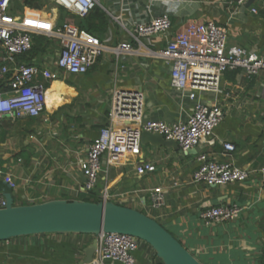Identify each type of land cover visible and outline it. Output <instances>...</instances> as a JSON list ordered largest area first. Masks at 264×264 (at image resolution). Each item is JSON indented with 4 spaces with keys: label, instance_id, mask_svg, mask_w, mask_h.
I'll return each instance as SVG.
<instances>
[{
    "label": "crops",
    "instance_id": "1",
    "mask_svg": "<svg viewBox=\"0 0 264 264\" xmlns=\"http://www.w3.org/2000/svg\"><path fill=\"white\" fill-rule=\"evenodd\" d=\"M96 2L107 25L95 36L112 47L130 43L137 52L119 58L104 53L84 75L59 73L57 80L46 84L47 107L40 117L2 122L0 158L5 163L0 182L10 177L17 185L12 190L15 205L74 201L92 193H83L84 178L77 164L107 124L114 88L144 93V121L172 124L187 120L192 102L181 99L171 87L169 66L148 54L163 48L168 35L181 31L187 22L222 26L227 30L228 47H239L264 59V0H252L241 7L230 6L227 0ZM15 3L19 4L13 0L12 8ZM35 7L24 4L17 15L30 14ZM51 11L59 24V8L44 13ZM163 14L170 18V34L143 38L141 45L134 42L131 32L137 24ZM70 16L69 23L78 26L81 19ZM52 54L36 57L32 64H42ZM201 101L217 103L224 113L212 145L202 141L184 153L178 146L153 147L144 141L139 157L112 159L108 165L104 161L93 192L101 202L106 188L107 201L154 219L202 264H264V72L248 77L239 70L227 71L217 92L202 95ZM225 142L234 145L233 153L224 152ZM19 154L24 157L17 158ZM200 154L248 170L249 176L225 187L193 184ZM142 163L154 165L155 171L138 175L136 167ZM156 188L161 193L154 204ZM223 205L242 208L240 217L205 226L201 214ZM91 237L41 235L0 242V264H78ZM135 258L137 264H161L149 248L137 252Z\"/></svg>",
    "mask_w": 264,
    "mask_h": 264
},
{
    "label": "built area",
    "instance_id": "2",
    "mask_svg": "<svg viewBox=\"0 0 264 264\" xmlns=\"http://www.w3.org/2000/svg\"><path fill=\"white\" fill-rule=\"evenodd\" d=\"M29 0H17L20 5ZM78 19H85L98 6L96 0H47ZM230 6L241 7L250 0H227ZM13 0H0V129L4 120L18 121L38 118L46 110L47 83L58 79L59 73L84 75L104 53L115 58L137 51L130 43L115 47L105 45L100 39L80 27L64 22L57 24L52 17L41 19L30 14H12ZM36 10V8H35ZM42 10V9H40ZM256 13L255 9H252ZM41 13V11H40ZM46 13V12H45ZM31 17V20H27ZM38 24L39 26H34ZM33 25V26H32ZM46 27V28H40ZM171 21L168 15L153 17L137 24L131 36L138 45L143 38L168 35ZM42 35L54 40L58 48L42 64H26L17 57L32 48V36ZM154 58L163 60L170 68V84L181 99L193 106L186 121L167 124L162 121H144L145 95L138 89L114 88L111 96L107 124L89 145L78 161V169L84 178L83 193L96 189L103 162L121 158H137L141 154L142 133L160 135L165 141H173L181 152L187 153L204 141L213 144L215 128L223 121L222 108L215 102H203L201 96L216 93L222 75L239 70L248 77L264 72V59L239 47H228L227 30L214 23L189 21L174 35H168L165 46L157 51H148ZM225 153H233L235 147L223 143ZM155 171L149 163L138 164L136 172L143 176ZM248 170L230 162L218 161L208 154L197 157V169L192 174L193 184L210 187H225L247 180ZM4 181L12 190L17 185L10 177ZM103 201H107V189L102 190ZM160 188L153 190L152 200L157 202ZM5 202L0 198V208ZM242 208L236 205L216 206L201 214L205 226L235 221ZM98 249L91 264H137L135 254L150 247L144 242L123 234H100Z\"/></svg>",
    "mask_w": 264,
    "mask_h": 264
},
{
    "label": "water",
    "instance_id": "3",
    "mask_svg": "<svg viewBox=\"0 0 264 264\" xmlns=\"http://www.w3.org/2000/svg\"><path fill=\"white\" fill-rule=\"evenodd\" d=\"M80 24L88 31L85 19ZM144 141L153 147H177L173 141L145 132L141 143ZM0 192L5 202V207L0 208V242L41 235L92 236L91 243L82 250L84 258L78 263L91 264L100 234H123L148 245L161 264H202L157 221L137 210L111 201L50 200L15 205L12 189L5 181L0 182Z\"/></svg>",
    "mask_w": 264,
    "mask_h": 264
},
{
    "label": "trees",
    "instance_id": "4",
    "mask_svg": "<svg viewBox=\"0 0 264 264\" xmlns=\"http://www.w3.org/2000/svg\"><path fill=\"white\" fill-rule=\"evenodd\" d=\"M40 0H29L26 2V6L32 8L36 3L39 5ZM63 10L59 8V11ZM55 12V10H54ZM41 16L45 17V13L37 12V13H32V16ZM31 16V17H32ZM34 18V17H33ZM105 14L104 12L99 8L95 7L92 12L85 18L87 27H88V32L91 35H96L98 32H102L105 29V26L107 25V22L105 20ZM81 29V24L78 25ZM58 48V44L56 41L51 40L47 38L46 36L42 35H33L32 36V48L31 50L22 55L17 57V60L21 63H26V64H32L33 60L36 57L43 56L46 53H53L56 49ZM18 157H24L23 154H19ZM5 161L0 158V169H2ZM80 201H85V202H92V203H99L100 200L97 196V193H90L87 195H81L79 197Z\"/></svg>",
    "mask_w": 264,
    "mask_h": 264
},
{
    "label": "rangeland",
    "instance_id": "5",
    "mask_svg": "<svg viewBox=\"0 0 264 264\" xmlns=\"http://www.w3.org/2000/svg\"><path fill=\"white\" fill-rule=\"evenodd\" d=\"M39 4H40V6L36 3V5H34L33 7L38 6V8L35 11H38V12L41 11L42 13L47 11V9L56 8V6L53 3H51V2H49L47 0H46V2H45V0H43V1L40 0ZM22 9H23L22 5H19V4L15 3L14 7L11 10V12H12V14H17V13L21 14ZM40 9H42V10H40ZM59 15H60V23H59V25H62L64 22H72V19H71V16H70L71 14H69L65 10H60ZM90 240H93V237H91Z\"/></svg>",
    "mask_w": 264,
    "mask_h": 264
},
{
    "label": "bare ground",
    "instance_id": "6",
    "mask_svg": "<svg viewBox=\"0 0 264 264\" xmlns=\"http://www.w3.org/2000/svg\"><path fill=\"white\" fill-rule=\"evenodd\" d=\"M46 104H47V98H46Z\"/></svg>",
    "mask_w": 264,
    "mask_h": 264
}]
</instances>
